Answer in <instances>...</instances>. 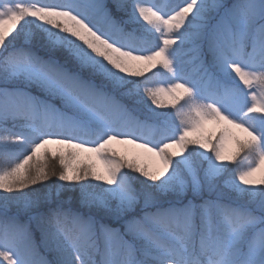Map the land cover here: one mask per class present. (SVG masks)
<instances>
[{
    "label": "snow or ice",
    "instance_id": "snow-or-ice-1",
    "mask_svg": "<svg viewBox=\"0 0 264 264\" xmlns=\"http://www.w3.org/2000/svg\"><path fill=\"white\" fill-rule=\"evenodd\" d=\"M0 133V264H264V0H0Z\"/></svg>",
    "mask_w": 264,
    "mask_h": 264
},
{
    "label": "rangeland",
    "instance_id": "rangeland-1",
    "mask_svg": "<svg viewBox=\"0 0 264 264\" xmlns=\"http://www.w3.org/2000/svg\"><path fill=\"white\" fill-rule=\"evenodd\" d=\"M160 2L161 3H165V2H167V0H160ZM157 79L160 80V81H165L166 80V74L163 73V71H162L161 74L157 77ZM164 111H169V110L165 109ZM173 115H174V113H173ZM149 134L150 135H157V132H156L155 129H153ZM0 135H3V133H0ZM9 140L10 141H14L15 137L14 136H10ZM47 147L55 149L57 146L49 145ZM116 147L122 150L123 148L128 147V146H116ZM18 158H22V155H20L19 157H16L15 155L6 156L4 153L0 152V171H2L4 166H6V167L10 166L11 162L12 161L15 162V160H17ZM48 158L50 159L51 156L49 155ZM56 161L58 162V160H56ZM145 162L147 163V161H145ZM58 164H59V162H58ZM245 165H246V162H245ZM47 168H48L49 171H51L54 167L48 166ZM230 168H235V165H230ZM258 177H259V174H257V178ZM56 182H57L56 181V177H51L50 180L47 183L50 184V186H51V185L55 184ZM34 187H39V185L34 186Z\"/></svg>",
    "mask_w": 264,
    "mask_h": 264
},
{
    "label": "trees",
    "instance_id": "trees-1",
    "mask_svg": "<svg viewBox=\"0 0 264 264\" xmlns=\"http://www.w3.org/2000/svg\"><path fill=\"white\" fill-rule=\"evenodd\" d=\"M16 157H17V156H16ZM15 161H16V160H15ZM43 162L46 164L47 167H48V166H51V167H54L56 171H57V170L59 171V164H58V162H57L56 160H53L52 158H50V159L47 158V159L44 160ZM12 163H14V161H12L11 164H12ZM4 168H6V166H4L3 169H4ZM3 169H2V170H3ZM58 171H57V172H58ZM48 185L50 186V184H48Z\"/></svg>",
    "mask_w": 264,
    "mask_h": 264
}]
</instances>
